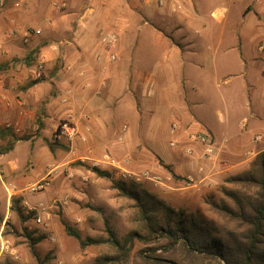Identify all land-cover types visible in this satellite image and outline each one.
<instances>
[{
    "label": "rangeland",
    "instance_id": "374dc122",
    "mask_svg": "<svg viewBox=\"0 0 264 264\" xmlns=\"http://www.w3.org/2000/svg\"><path fill=\"white\" fill-rule=\"evenodd\" d=\"M55 1L0 0V130L5 132L0 135V264H99L117 253L106 242L107 230L119 241L134 230L145 235L135 221V200L118 185L139 193L150 213L157 209L156 218L173 210L170 225L183 212L217 229L226 226L211 206H232L230 192L253 194L226 179L244 172L264 151V122L241 123L249 118L242 87L264 85V63L253 59L255 51L264 54V39L249 30L258 20L244 14L249 0H95L102 6L91 14L94 48L73 35L91 0H62L70 5L60 9ZM119 3L121 11L115 7ZM137 4L156 10L153 25ZM154 27L167 36L174 31L184 50L165 36L159 44ZM88 58L107 65L103 79L112 91L105 102L122 96L109 110L112 129L111 121L100 127L69 108V85L79 91L92 85ZM33 80L40 82L27 91ZM123 102L132 105L130 116H121ZM137 104L154 114L134 113ZM194 106L202 118L194 131L178 138L176 116ZM65 126L71 139L61 133ZM195 135L209 136L210 146L195 141ZM169 153L181 158L176 167ZM43 179L50 181L47 188L31 192ZM87 239L97 242L81 247ZM167 243L165 237L135 240L123 264H168L137 256ZM177 255L183 260L180 251Z\"/></svg>",
    "mask_w": 264,
    "mask_h": 264
},
{
    "label": "trees",
    "instance_id": "16d2710c",
    "mask_svg": "<svg viewBox=\"0 0 264 264\" xmlns=\"http://www.w3.org/2000/svg\"><path fill=\"white\" fill-rule=\"evenodd\" d=\"M2 69L0 66V70ZM39 82L31 81L26 85V90ZM4 133L0 130V135ZM12 148L10 145L9 151ZM226 182L253 191V194L240 197L236 192H230L226 195L232 199V206L225 203L211 206L213 212L226 222V226L221 229L203 223L193 216L183 217V212L178 213L177 220L170 225V214L175 213L173 210L167 209L169 214L164 213L161 218H156L153 213L157 209L150 213L144 207V200L139 193L132 195L116 185V189L123 195L135 200L138 211L135 221L145 235L134 230L119 241L111 230H107L106 242L111 243L117 253L103 257L99 264L126 263L135 240L149 242L164 237L168 240L167 245L147 253L139 251L137 256L147 263L166 261L168 264H264V151L256 155L244 172L228 177ZM228 226L232 227L227 229ZM67 231L69 235L79 239L76 232L69 228ZM96 242L87 239L81 241L80 245L84 247ZM177 251L181 252L183 260H180ZM6 264L14 263L7 261Z\"/></svg>",
    "mask_w": 264,
    "mask_h": 264
},
{
    "label": "crops",
    "instance_id": "0c3cea01",
    "mask_svg": "<svg viewBox=\"0 0 264 264\" xmlns=\"http://www.w3.org/2000/svg\"><path fill=\"white\" fill-rule=\"evenodd\" d=\"M69 3L70 2L66 3V5H65V3H63L62 0H56L54 4H55V6H57L58 9H60L62 6H67V5L69 6L70 5ZM72 4L74 7L75 3H72ZM91 5H92V7H91ZM100 6H102V5H100V2H97L95 0L90 1V5L87 6L86 12L81 16V19H79L80 23L77 25V28H76L77 30H75V32L73 34L75 36V41L87 42L90 40L92 43L91 44L92 48H94V45H93L94 39L92 41L91 35L95 34L94 33L95 29L93 28V26H91L90 21L94 20V22H95V18L94 17L91 18V16H92L91 14H92V11H94L95 9H97ZM134 6H135L134 8H137L136 10H139V11L140 10H146L147 14H148L147 16H148V18H150L149 24L151 23L150 25H153L154 22H151V20L153 19L154 13L156 10H154L153 7L147 6V5L137 4ZM115 7L117 8V10H120V11L122 10L121 3L116 4ZM246 11H248V12H246ZM246 11L244 13L245 15L251 16V14H254V16L256 18H258V20L256 22H254L250 25L249 30L251 31V34H253L254 36L258 35V37H263V39H264V1L263 0H261V1L260 0H255V1L249 0V2H247V4H246ZM89 12H91V13H89ZM161 12H162V10H161ZM87 15L90 16V17H88V18H90V20L88 22H84L83 19L86 18ZM123 25L127 26L128 24L123 23ZM123 27L124 26L121 25V28H123ZM85 28H88V31H87V29L85 31L84 30ZM153 31H154L153 33H155L154 36L158 37L157 40L159 41V44L162 42V41H160V38L165 36L166 38H168L170 40L169 42H171L175 46H178L181 51L184 50V48H183L184 46L182 44H179L180 40L179 39L175 40L173 38L174 31H171L169 36H167L166 31L163 32V30H160V29L155 28V27H154ZM136 40L138 41V39H136ZM137 47L139 48V42H138ZM85 56H86V54H85ZM253 59L256 63L258 62L257 65H259L261 63L263 64L264 63V54L261 52L255 51V55L253 56ZM86 65H89L88 73L91 75L90 78H91L92 85H84V88H86V89L80 87V88H82L81 91H79V88L77 87V85H69L68 90H67V93L69 94V99L71 101L69 108L71 109V112L74 116L77 115V116L84 117V119H86L87 122L99 123L100 127H103L104 122H110L112 120L111 115H110L112 112H110L109 110H111V109L113 110L118 105V100H120L122 98V96L115 98V100H113V101L109 100V103H106L105 101H107V95L109 94V90L112 91V88H109V85H107V81L105 79H103V78H105V73L107 71L106 63H104V61H102L101 58L98 60L95 59L94 62H92V60L88 58V63L86 62L85 68H87ZM253 67H254L255 71L258 70L256 68V65H254ZM260 68H261V70L260 69L259 70H260V72H262V66H260ZM99 69L100 70L102 69L101 74L98 72ZM75 71H76V68H74V72ZM258 72H256V73H258ZM95 73H97L99 75L95 76L96 75ZM260 74H261V77L264 76V73L263 74L260 73ZM243 76H245V74H243ZM99 81H101V82L105 81V82L99 84ZM36 86L37 85H34V86L28 88L27 91H29L30 89H32ZM135 87L137 89H139V85H136ZM80 92H81V94H80ZM241 92L248 99V102L246 103L245 107L247 109H249V115H248L249 118L248 119H242L241 123H242V121L246 122V120L249 124H255L258 120H261L262 122H264V115L261 112V109L264 106V85H260V86L259 85H246V86L242 87ZM99 94H101V96ZM114 101H115V103H114ZM193 103H194V105L198 104V106H199L201 102L194 101ZM124 105L126 106V110L124 108ZM108 106H110V109H108ZM121 107L123 108V112H122L121 116H124V115L130 116L131 115L129 112H131V108H133V107L129 102H123ZM143 109H145V108L142 107L140 104H137V106L135 107V110L133 112L137 114V112L143 113L145 111V112H149V115L154 114V111L152 110V108L148 107L146 110H143ZM80 111H82V113H80ZM136 114H133L132 116H134L138 119ZM200 115H201V113L197 110L196 106H194L193 109L190 111V113H187L184 111L182 113V115L176 116V118H177L176 120H178V122H177L178 124H176L177 125L176 127L178 128V131L176 133L177 137L178 138L182 137L186 133V132L184 133V131H186V130L194 131V129L196 127L195 121L200 120L199 118H202V116H200ZM179 120H182L184 123L181 124V122ZM191 121H194V124L192 126L188 127V125H185V124H188L187 122H191ZM110 128L112 129V121H111V127ZM122 128H120V129H122ZM105 129H106V126H105ZM260 130H261V132H264L263 127H261ZM193 134L194 133H192L191 135L193 136ZM195 134H196V132H195ZM168 158L169 159L172 158L171 162L174 164V167H176V165L180 164V162H181V158L175 157L171 153H169Z\"/></svg>",
    "mask_w": 264,
    "mask_h": 264
},
{
    "label": "built area",
    "instance_id": "2783aa9c",
    "mask_svg": "<svg viewBox=\"0 0 264 264\" xmlns=\"http://www.w3.org/2000/svg\"><path fill=\"white\" fill-rule=\"evenodd\" d=\"M103 41L106 42L108 45H111L113 43V41H111V39H109L108 37H105L103 39ZM260 49L262 50V48H260ZM109 59L111 61L114 60V56L110 55L109 56ZM41 70H42V65H39L38 66V71H37V76L40 75V71ZM175 126L176 125L173 124L171 130H173L175 128ZM63 130L64 131L61 132V133L64 134V135H66V136H68V138L71 139V133L67 130V127L66 126L64 127ZM195 136L193 137V139L195 141H200L201 143H205V144H207V145L210 146L211 138L209 136H207V135H198L196 137ZM210 149L211 148L208 147L207 151L210 152L211 151ZM186 152L187 153H190V151H188V150H186ZM107 163L108 164H113L114 162L110 161V162H107ZM49 184H50V181L49 180L43 179L42 181H40V182L36 183L35 185H33L30 190H31V192H38V191L40 192V191H43L44 189H46ZM39 207H40L41 210H43V206L42 205H39ZM35 222H36V224H41L42 223L41 217L40 216H37Z\"/></svg>",
    "mask_w": 264,
    "mask_h": 264
}]
</instances>
